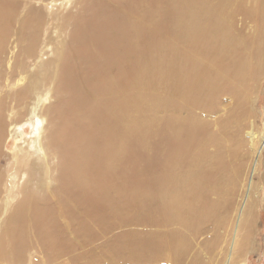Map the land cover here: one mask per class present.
I'll return each instance as SVG.
<instances>
[{"label":"bare ground","instance_id":"obj_1","mask_svg":"<svg viewBox=\"0 0 264 264\" xmlns=\"http://www.w3.org/2000/svg\"><path fill=\"white\" fill-rule=\"evenodd\" d=\"M73 1L0 0V264H228L239 179L264 151L255 125L241 139L264 0H83L52 17L69 36L44 59L52 7Z\"/></svg>","mask_w":264,"mask_h":264},{"label":"rangeland","instance_id":"obj_2","mask_svg":"<svg viewBox=\"0 0 264 264\" xmlns=\"http://www.w3.org/2000/svg\"><path fill=\"white\" fill-rule=\"evenodd\" d=\"M83 0H74L70 6H68L67 10H64L63 8H61L62 6L59 5V3L56 5L57 7L53 6L52 7V11L54 12L53 16H50L48 18H50V20L47 21V24L45 26V32H43V34L41 35V38L39 40L40 44H39V50L40 53L39 55L42 53L44 56V59H49V60H54L53 55H60V57L62 58V54L64 52L65 49V45L68 41V36H69V30L68 28L65 31L60 32L59 30V21H57L56 17L58 16L57 12L63 13V15H65V13H67L66 11L70 12V14L75 13L76 11L79 10L80 7V3ZM99 2H102L103 4H110L111 6H115L118 5L116 3H118V0H96ZM34 2H32L33 4ZM150 4V0H148V5ZM36 5H39L38 3ZM44 5H42L43 7ZM251 5L248 4V6L246 5V7H250ZM60 7V8H59ZM59 9V10H58ZM63 11V12H62ZM56 15V16H55ZM52 17H55L56 19L52 20ZM240 17V18H239ZM241 19V15L238 14L236 17V24H241V22L239 21ZM240 22V23H239ZM248 22V20H247ZM248 24L245 32L249 33L251 30V23H246ZM264 36V35H263ZM263 36L261 37V39H255V36L252 37V41L255 42L257 45H259L262 49H264V38ZM263 39V40H262ZM13 46H15L16 48H14ZM25 43L21 42L19 43L18 46H16L15 43L10 45V48L12 47V51L14 52L13 54H18L19 50H24L25 51ZM56 52V53H55ZM258 53H251L250 54V63L253 67V71L257 72L256 69L258 70L257 66H258ZM9 58L12 60V56L8 55L7 56V62H6V66L8 65V61ZM23 58V55L19 52L18 61H21ZM57 59H59L57 57ZM260 60V59H259ZM14 61V59H13ZM25 62L27 65H29L28 68H32L33 63L35 62H31L30 59H25ZM60 62V61H59ZM260 62V61H259ZM11 63V61H10ZM259 71V75L257 81L255 82H250L251 88H253L252 93L249 94L248 96V102L246 105V107L249 108L250 111H252V117L250 118V120L248 122H250V124L248 125L249 127L246 130V132H244V134L241 136V139L243 140V142L245 143L244 150H246L250 143H249V138L247 136V134L249 133L250 130H252L253 128L251 127V124L256 127V132L259 135H264V57H263V62L260 65V70ZM152 85H154V83H151ZM157 84V83H156ZM143 92V90L140 88V86L136 87V92ZM158 97H161L160 95H157ZM148 116V114H147ZM28 129L26 131V136L25 139L28 138L30 135L28 134L30 132V127L28 126ZM12 140H7V145L5 148L6 152H9L12 149ZM249 143V144H248ZM252 163L254 164L252 166V168L250 170L246 169L248 171V176L247 178L244 180L242 179L243 177L241 176V178L239 179L240 183H242L243 185V193L239 194L235 201L234 204L232 205V207L235 208L234 211V217H233V229L235 227H237V232L233 233V230L231 232V234H229L228 236V247L230 248V254L229 257H227V261L228 264H241L240 260H242L243 264H264V151L262 150L259 153H257V155H254V158L251 159ZM250 161V163H251ZM242 179V180H241ZM246 182V184H244ZM249 183H252V186L254 187L255 190H257L256 192L260 191L259 196L257 198V194H254L253 192H251L252 190H250L249 188ZM256 197L258 199L257 201V205H256V226L254 228V233L249 234L248 235V240L247 242L245 241V237L246 235L243 234H239L238 230L240 229V227L242 226V223L246 220V208L248 206L249 201L251 200L252 197ZM258 206V209H257ZM117 232V231H116ZM242 240H244L246 243H244V249L241 250V257L239 260H236V251L235 248L236 246L242 243ZM232 251V253H231ZM213 264H217V261L214 260Z\"/></svg>","mask_w":264,"mask_h":264}]
</instances>
